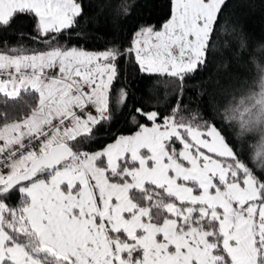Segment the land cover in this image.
Wrapping results in <instances>:
<instances>
[{
    "label": "snow or ice",
    "instance_id": "6c2138e0",
    "mask_svg": "<svg viewBox=\"0 0 264 264\" xmlns=\"http://www.w3.org/2000/svg\"><path fill=\"white\" fill-rule=\"evenodd\" d=\"M227 5L170 0L97 52L103 9L0 0V264H264V39Z\"/></svg>",
    "mask_w": 264,
    "mask_h": 264
},
{
    "label": "trees",
    "instance_id": "16d2710c",
    "mask_svg": "<svg viewBox=\"0 0 264 264\" xmlns=\"http://www.w3.org/2000/svg\"><path fill=\"white\" fill-rule=\"evenodd\" d=\"M121 2L122 0H84L86 12L89 16H94L99 9H103V12L99 17V25L97 26L93 23L89 26V30L98 38L81 41L80 46L87 50H103L108 46V41L113 39L127 46L138 25L147 23L158 26L168 17L170 11V0H126L127 4L132 5V7L131 15L125 19L122 13L120 16L116 14V8ZM224 13L230 18L231 23L237 26H243L244 31L251 38L252 43L264 39V0H228V5L224 9ZM22 23V31L30 33L32 31L30 23L27 20ZM12 40L15 42V37H12ZM65 42V40H61V43ZM24 43L34 48H43L42 45L33 44L31 40H25ZM75 43V36H73L72 44ZM218 60V57L214 58L210 55L207 68L202 73H197V80L189 82L190 85L192 83H198L208 76H212L213 79L217 76L223 77V72H217L216 66ZM121 68L123 71V62H121ZM229 71L233 74H238L241 78V83L245 76H250V73L246 72V70L237 69L235 66L230 68ZM149 83L151 81L147 79L141 80L137 78V83L133 84V87L137 91V97ZM205 87L209 93L213 91L211 84H207ZM196 91H199V89H196ZM187 97L188 94L185 95L186 99ZM129 104H131V97L129 98ZM10 111L14 110L10 109ZM116 127L118 129L126 128L123 121ZM106 142L108 141L102 140L101 145ZM99 146L94 145L93 150Z\"/></svg>",
    "mask_w": 264,
    "mask_h": 264
},
{
    "label": "rangeland",
    "instance_id": "374dc122",
    "mask_svg": "<svg viewBox=\"0 0 264 264\" xmlns=\"http://www.w3.org/2000/svg\"><path fill=\"white\" fill-rule=\"evenodd\" d=\"M166 19H167V18H166ZM166 19H165V20H166ZM165 20H163V21L160 23V25H161ZM157 27H159V25H158ZM134 32H135V31H134ZM131 38H132V37H131ZM103 50H104V49H103ZM103 50L101 49V50H89V51H97V52H98V51H103Z\"/></svg>",
    "mask_w": 264,
    "mask_h": 264
},
{
    "label": "crops",
    "instance_id": "0c3cea01",
    "mask_svg": "<svg viewBox=\"0 0 264 264\" xmlns=\"http://www.w3.org/2000/svg\"><path fill=\"white\" fill-rule=\"evenodd\" d=\"M0 143H2V142H0Z\"/></svg>",
    "mask_w": 264,
    "mask_h": 264
}]
</instances>
